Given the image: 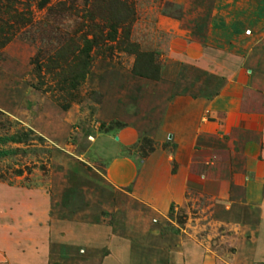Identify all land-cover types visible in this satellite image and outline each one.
<instances>
[{
    "label": "rangeland",
    "instance_id": "1",
    "mask_svg": "<svg viewBox=\"0 0 264 264\" xmlns=\"http://www.w3.org/2000/svg\"><path fill=\"white\" fill-rule=\"evenodd\" d=\"M262 32L264 0H0V264H264L256 204L184 190L183 149L143 167L155 150L171 162L154 106L179 72L171 53L245 52ZM192 68L185 80L214 83ZM170 174L184 203L146 206Z\"/></svg>",
    "mask_w": 264,
    "mask_h": 264
},
{
    "label": "crops",
    "instance_id": "2",
    "mask_svg": "<svg viewBox=\"0 0 264 264\" xmlns=\"http://www.w3.org/2000/svg\"><path fill=\"white\" fill-rule=\"evenodd\" d=\"M253 41L254 45L245 52L224 49V45H207L191 55L186 40L182 51L171 53L179 60L176 78L169 83L162 78L154 85L155 123L160 131L156 134L162 139L168 131L171 162L165 161L159 167L158 150H155V162H147L143 167L149 164L169 170L177 160L176 154L183 149L185 157L177 160L176 167V171L184 172L182 188L228 186L229 192H241L243 203L258 207L260 222L253 231L259 237L264 227V32L256 34ZM192 66L214 83L205 80L199 83L190 76L185 80ZM116 134L119 142L124 140L122 146L134 144L131 132ZM198 170L218 172L217 181L207 179V174H203L202 180L197 179L194 176ZM178 178L171 176L158 199L146 191L140 200L148 207L160 209L165 208L169 197L175 203H184V190L178 188ZM229 192L227 198H221L226 201V209L236 202Z\"/></svg>",
    "mask_w": 264,
    "mask_h": 264
},
{
    "label": "trees",
    "instance_id": "3",
    "mask_svg": "<svg viewBox=\"0 0 264 264\" xmlns=\"http://www.w3.org/2000/svg\"><path fill=\"white\" fill-rule=\"evenodd\" d=\"M5 140H9V141H15V138H14V137L5 138Z\"/></svg>",
    "mask_w": 264,
    "mask_h": 264
},
{
    "label": "water",
    "instance_id": "4",
    "mask_svg": "<svg viewBox=\"0 0 264 264\" xmlns=\"http://www.w3.org/2000/svg\"><path fill=\"white\" fill-rule=\"evenodd\" d=\"M116 139H117V137H116Z\"/></svg>",
    "mask_w": 264,
    "mask_h": 264
}]
</instances>
